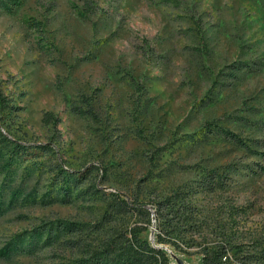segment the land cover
<instances>
[{"label": "rangeland", "instance_id": "1", "mask_svg": "<svg viewBox=\"0 0 264 264\" xmlns=\"http://www.w3.org/2000/svg\"><path fill=\"white\" fill-rule=\"evenodd\" d=\"M0 90V264H84L69 237L136 225L155 242L147 212L185 184L203 224L165 246L198 264L227 234L216 264H264V0H0Z\"/></svg>", "mask_w": 264, "mask_h": 264}, {"label": "trees", "instance_id": "2", "mask_svg": "<svg viewBox=\"0 0 264 264\" xmlns=\"http://www.w3.org/2000/svg\"><path fill=\"white\" fill-rule=\"evenodd\" d=\"M80 12H82L81 15H85L86 12L95 13L96 10ZM29 24L38 30L44 28L43 22L35 19L30 20ZM87 98L88 96H85V99ZM85 102L88 103L86 107L75 105L73 110L97 118L98 115L92 103L88 99ZM0 105L6 107L5 97L1 90ZM210 124L211 122L207 123V125ZM228 137L237 143H244L236 133H231ZM192 192V187L185 184L168 194L158 195L154 201L153 213L147 212L156 221V244H168L186 253H188L187 249L193 246L190 239L184 235V228L188 223L190 226L194 224L200 228L203 221L200 216V208L191 197ZM119 205L140 209L145 204L121 199ZM143 209L149 210V208ZM148 227L136 225L129 229H122L113 235H108L95 247L88 249H85V240L82 236L79 238L69 237L65 243L71 250L78 249L81 250L80 253L85 254L84 264H173L171 257L162 247L155 246L154 243L142 237V233L148 230ZM223 236L220 239H215L214 243L201 245V251L198 253L202 256V264H216L228 252L238 249L239 245L230 244L231 239L227 237V234ZM81 237L83 240L80 239Z\"/></svg>", "mask_w": 264, "mask_h": 264}, {"label": "water", "instance_id": "3", "mask_svg": "<svg viewBox=\"0 0 264 264\" xmlns=\"http://www.w3.org/2000/svg\"><path fill=\"white\" fill-rule=\"evenodd\" d=\"M152 243H154L155 246L162 247L168 253L170 257L174 258L175 261H173V264H188V262L182 255H176L174 253V249H169L168 247L165 246L168 244H156L155 242H152ZM201 262H202V256H201ZM201 262H199L198 264H200Z\"/></svg>", "mask_w": 264, "mask_h": 264}]
</instances>
